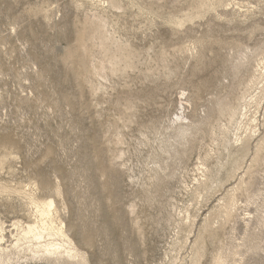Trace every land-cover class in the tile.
Wrapping results in <instances>:
<instances>
[{
  "label": "rangeland",
  "instance_id": "rangeland-1",
  "mask_svg": "<svg viewBox=\"0 0 264 264\" xmlns=\"http://www.w3.org/2000/svg\"><path fill=\"white\" fill-rule=\"evenodd\" d=\"M261 65L264 0H0V264H264ZM32 197L79 257L13 250Z\"/></svg>",
  "mask_w": 264,
  "mask_h": 264
},
{
  "label": "bare ground",
  "instance_id": "bare-ground-1",
  "mask_svg": "<svg viewBox=\"0 0 264 264\" xmlns=\"http://www.w3.org/2000/svg\"><path fill=\"white\" fill-rule=\"evenodd\" d=\"M261 62H263V60L261 59L260 60ZM260 62V63H261ZM260 65V64H259ZM262 66V65H261ZM258 68V66L256 67ZM256 73V72H255ZM254 73V74H255ZM258 74V72H257ZM254 76V75H253ZM251 78H254L255 77H251ZM252 79V80H254ZM256 79H258L259 81H257V92L255 91L254 95L252 94V96L250 97L249 95V100L245 101V104L243 105L245 111L241 110V112H239L241 114V116L239 115V117H243L244 119L242 121H240L243 125V128L245 130V132L248 131V128L251 127L252 129V135L253 133H256V122L258 120V117H257V111L259 110V107L261 106V103L264 101V65L262 67H260V70H259V74L257 75ZM251 81V80H250ZM256 82V80H255ZM254 82H252L253 84ZM255 84V83H254ZM261 85V86H260ZM254 91V90H253ZM250 94V93H249ZM248 98V97H247ZM264 104V103H263ZM230 106V105H229ZM262 107V106H261ZM252 108H254L253 110H251ZM231 109V108H230ZM235 109H237L235 107ZM264 109V108H263ZM227 110V109H226ZM224 111V110H223ZM231 111V110H230ZM238 111V110H237ZM229 115H230V112H228ZM232 115L230 116H233L232 118L236 117V113H233L231 112ZM238 117V116H237ZM238 119V120H241ZM236 119V118H235ZM230 120V118H229ZM234 122V121H233ZM231 124V123H230ZM240 124V123H239ZM235 125V124H234ZM254 125V126H253ZM228 127V126H227ZM237 127V126H236ZM228 130V129H227ZM230 130V129H229ZM243 132V131H242ZM236 133V132H235ZM249 133V132H248ZM240 134V133H239ZM235 135V134H234ZM243 135V134H242ZM237 136V134H236ZM244 136V135H243ZM243 136H238L239 138L237 140L233 139V141L235 140L236 142L238 141H241V138ZM249 136V135H248ZM251 136V135H250ZM249 136V137H250ZM248 137V139H250ZM244 138H247V137H244ZM247 139V140H248ZM230 141V140H229ZM230 143V142H229ZM242 143V142H241ZM246 143V140L245 142ZM249 143V142H247ZM241 145V144H239ZM243 145V144H242ZM232 146V145H231ZM236 146V145H235ZM247 146V144H246ZM261 146V145H260ZM241 147V146H240ZM237 148V146L235 147ZM234 149V148H233ZM239 149V147H238ZM241 149V148H240ZM244 149V147L242 148ZM231 150V149H230ZM236 151V150H235ZM238 151V150H237ZM230 152V151H229ZM231 154V152L229 153ZM227 165V164H224V166ZM218 166H221V165H218ZM232 166V165H231ZM229 167V165H228ZM235 167V166H234ZM222 168V166H221ZM224 168V167H223ZM206 169V167H205ZM226 169V168H225ZM209 170V169H208ZM203 171V170H202ZM210 171V170H209ZM219 171V170H218ZM205 172V171H204ZM232 172V171H231ZM236 172V171H235ZM238 172V171H237ZM208 173V172H207ZM207 173H203V174H206L207 177H209L207 175ZM219 174V173H218ZM212 175V174H211ZM233 175V174H232ZM204 176V175H203ZM218 176V175H217ZM237 176V175H236ZM219 177V176H218ZM238 177V176H237ZM215 178V176H214ZM226 178V177H225ZM233 178H234V175H233ZM231 177V179H233ZM199 179V178H198ZM208 179V178H207ZM230 179V177H229ZM206 180V177L205 179ZM203 180V181H204ZM222 180V179H221ZM211 181V180H210ZM214 181V179H213ZM217 180H215V183L217 184L216 182ZM220 181V179H219ZM227 181V180H226ZM222 182V181H221ZM206 182L204 181L203 184H205ZM212 183V182H211ZM202 184V185H203ZM210 184V183H209ZM201 185V186H202ZM237 185V184H236ZM239 185V183H238ZM199 186V191H200V187ZM213 187V186H212ZM234 187V186H233ZM239 187V186H237ZM206 188V187H205ZM219 188V187H218ZM247 188V187H246ZM196 189V190H198ZM220 189V188H219ZM232 189V188H231ZM245 189V188H244ZM208 190V189H207ZM213 190V189H211ZM217 190V188L215 189ZM230 190V189H229ZM238 191L236 188L234 189V191ZM240 191V190H239ZM27 192V191H26ZM199 193V192H197ZM234 193V192H233ZM237 194V192H235ZM239 193V192H238ZM246 193V192H245ZM200 194V193H199ZM248 194V193H246ZM202 196V195H201ZM235 196V194H234ZM238 196V194H237ZM240 196V195H239ZM249 197V196H248ZM222 198V197H221ZM226 198V196H225ZM223 199V198H222ZM228 199V198H227ZM237 199V198H236ZM250 199V198H249ZM223 201V200H222ZM225 201V199H224ZM229 201V200H228ZM239 202V200H237ZM225 203V202H224ZM223 203V204H224ZM236 203V200L234 199V197L232 196L230 198V201L228 203H226L225 207H234ZM221 204V203H220ZM221 204V206L223 205ZM30 205V204H29ZM28 206V205H27ZM31 208H32V213L34 215V220L31 222V223H27V224H20L22 222H19V224H15V228L17 227L18 228V233L14 237L15 239V242L14 244L12 243L13 245V250L14 249H17L19 251L18 248H21L22 249V245L24 246V244L26 243L27 244V248L28 250H30L29 252H32L33 255H41L39 256L40 258L41 257H45L47 259H50L51 257H54L53 259H57V258H60V259H63L64 256H67V257H70L71 259H74V258H77L79 257V253L78 251L73 247L72 245V242H70V240L68 239V236L66 234V230H65V227L63 225V222L62 221H59V218H58V212L56 211V208H55V202L53 199H50V200H47V201H44V202H41V201H38L37 199H35L34 197H32V200H31ZM223 208V207H222ZM229 208V209H230ZM236 208H237V205H236ZM224 209V208H223ZM235 209V207L233 208ZM238 209V208H237ZM222 210V209H221ZM227 209L225 208V211ZM229 211V210H228ZM221 212V211H220ZM224 215V214H223ZM229 216V215H228ZM32 217V216H31ZM225 217V216H224ZM190 218V217H189ZM230 219V218H229ZM4 227L0 228V252L2 253L3 251L7 252L6 250H8V247H4L2 246V242L4 240ZM16 228V230H17ZM20 228V229H19ZM13 236V235H12ZM10 238V237H9ZM11 238V239H12ZM59 239L61 240V242H57L56 240ZM25 244V245H26ZM6 245V243H5ZM9 245V244H8ZM7 245V246H8ZM11 245V247H12ZM10 247V245H9ZM26 247V246H25ZM229 247V246H228ZM24 248V247H23ZM225 248V247H224ZM231 248V247H230ZM26 249V248H24ZM221 249V248H220ZM15 250V252L17 251ZM224 250V249H223ZM234 250V249H233ZM9 251V250H8ZM21 251V250H20ZM13 252V251H11ZM25 252V250L23 251V253ZM221 252V251H219ZM0 253V255H1ZM8 253V252H7ZM6 253V254H7ZM10 253V252H9ZM9 253L7 254L8 257L10 256ZM14 253V252H13ZM26 253V252H25ZM24 253V254H25ZM15 254V253H14ZM11 253V255H14ZM18 254V253H16ZM226 254V253H225ZM231 254V253H230ZM224 254H222L223 256ZM6 255L4 256H0V258H3L5 257ZM199 256V255H198ZM220 256L221 258V255H218ZM229 256V255H228ZM243 256V255H242ZM18 257V255H17ZM62 257V258H61ZM200 257V256H199ZM232 257V256H231ZM7 258V256L5 257ZM19 258V257H18ZM44 258V259H45ZM219 257L217 259H220ZM225 257H222V259H224ZM228 258V257H227ZM10 259V258H9ZM226 259V258H225ZM214 260V259H213ZM221 260V259H220ZM220 260H217L215 262H217L218 264H224L223 260L220 262ZM237 260V259H236ZM242 260V259H241ZM6 261V259H5ZM61 261V260H60ZM239 261V260H238ZM223 262V263H222ZM235 262V261H234ZM216 263V264H217ZM215 264V263H214Z\"/></svg>",
  "mask_w": 264,
  "mask_h": 264
}]
</instances>
